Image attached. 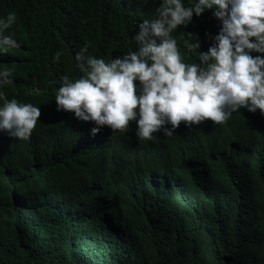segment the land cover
Segmentation results:
<instances>
[{"label": "trees", "instance_id": "1", "mask_svg": "<svg viewBox=\"0 0 264 264\" xmlns=\"http://www.w3.org/2000/svg\"><path fill=\"white\" fill-rule=\"evenodd\" d=\"M157 6L0 0V17L15 13L21 45L0 54V69L13 79L3 91L7 99L29 98L41 113L26 143L0 137V264H264L259 110L242 108L224 125L181 122L172 137L154 133L148 141L137 139L134 122L125 132L104 127L92 136V124L56 111L58 78L81 75L75 53L87 45L88 55L107 62L134 51L136 26ZM219 27L205 10L179 35L194 34L206 51L205 33ZM100 144L109 155L95 159Z\"/></svg>", "mask_w": 264, "mask_h": 264}, {"label": "clouds", "instance_id": "2", "mask_svg": "<svg viewBox=\"0 0 264 264\" xmlns=\"http://www.w3.org/2000/svg\"><path fill=\"white\" fill-rule=\"evenodd\" d=\"M205 10H212L220 27L215 35L205 33L211 43L200 51L197 36L179 32ZM15 22L13 12L0 17V54L21 46ZM136 27L134 51L107 62L88 55L87 45L75 53L81 75L58 78L56 111L92 124V136L104 127L125 132L134 122L143 141L154 133L172 137L181 122L189 129L206 121L224 125L242 108L264 116V0H158L154 18ZM60 56L58 51L53 59ZM12 83L11 71L0 69V137L20 145L29 141L41 113L29 98H6L3 89ZM108 155L100 144L93 157Z\"/></svg>", "mask_w": 264, "mask_h": 264}]
</instances>
